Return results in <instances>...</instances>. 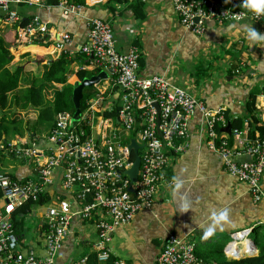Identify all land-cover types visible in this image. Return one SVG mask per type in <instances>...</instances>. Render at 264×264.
Returning a JSON list of instances; mask_svg holds the SVG:
<instances>
[{
  "label": "built area",
  "instance_id": "obj_1",
  "mask_svg": "<svg viewBox=\"0 0 264 264\" xmlns=\"http://www.w3.org/2000/svg\"><path fill=\"white\" fill-rule=\"evenodd\" d=\"M151 1L142 0L144 3ZM168 1L182 26L200 37L205 34L210 21L218 24L253 21L264 25V13L256 14L245 7L242 0H228L227 3L225 0ZM36 4L40 5V0H0V26L17 27L12 51L34 46L40 41L42 44L51 42L60 54L69 52L73 56L75 53L67 50L72 43L69 33L52 30L48 22L38 16L21 25L24 18L16 6ZM60 6L65 8L63 16L67 18L73 7L66 3ZM88 26V41L79 52L86 59L93 56L89 64L92 62L94 69H110L111 72L107 71L112 76L109 88L106 87L105 92L98 89L80 121L74 122L70 112H58L46 145H42L37 136L31 142L27 137L0 141L1 156L19 157L34 166L33 175L25 179L0 171V264H57L58 252L74 217L94 222L98 231L96 254L100 263L107 262L112 257L109 244L114 231L130 224L138 212L150 209L154 204L165 181L170 155L181 154L188 146L189 123L196 112L204 117L207 146L219 154L224 172L247 184L254 201L264 200V139L242 141L239 131H235V142L239 146L230 145L227 137L216 132L217 124L225 122L223 112L208 111L203 101L173 85L164 76L142 77L139 74L140 48L132 46L125 53L119 52L108 21L92 18L88 20ZM89 64L82 69H89ZM235 72H241L239 66ZM112 89L119 90L121 102L115 120L97 114L103 95ZM155 103L160 107V123L157 122ZM97 121L100 125L96 128ZM84 123L91 127V136L78 126ZM134 131L137 134H132ZM132 135H137L136 142L143 146L135 183L126 174L133 161L129 144H123V140ZM242 153L249 155L250 160H237ZM57 172L62 174V190L71 195L77 208L71 209V200L55 192ZM131 187L134 192H130ZM41 197L49 198L46 204H51L45 215L43 256L31 249L20 250L21 237L16 234L13 223L17 207L29 200L38 202ZM251 233L246 230L242 234L248 237ZM229 243L225 246L226 253L232 251L228 248ZM250 247L253 248L252 255H256L254 244ZM242 248L237 251L243 252ZM114 264L130 263L115 259ZM156 264L206 263L198 257L195 245L186 237L169 234Z\"/></svg>",
  "mask_w": 264,
  "mask_h": 264
},
{
  "label": "crops",
  "instance_id": "obj_2",
  "mask_svg": "<svg viewBox=\"0 0 264 264\" xmlns=\"http://www.w3.org/2000/svg\"><path fill=\"white\" fill-rule=\"evenodd\" d=\"M105 1L86 0V6L69 10L67 18L63 16L65 8L62 6L19 5L15 9L21 16L40 17L54 31L69 33L72 43L67 50L77 54L89 38L88 20L100 18L108 21L112 25L118 51L127 52L136 45L140 48L139 74L142 77L164 76L173 85L202 100L208 111L223 112L225 122H219L216 130L220 136L228 138L230 145H238L234 135L238 130L232 128L230 134L225 132L228 123L232 127L233 121H243L244 128L239 131L242 141L254 140L248 136L249 122L256 118L264 121V41H249L244 26L264 33L262 23L218 24L210 21L205 34L200 37L182 26L168 0L145 3L144 20L135 17L132 9L134 0L115 5V13L103 5ZM34 47L48 51L42 56L29 52L43 65L61 55L55 46ZM22 54L20 50L14 52V61H21ZM29 63L33 65L31 73L37 74L41 66L31 62L23 66ZM79 66L74 63L72 69L77 71ZM237 66L241 70L239 74L235 72ZM76 81L77 77L73 84ZM110 81V75L102 80L108 84ZM108 92L106 105L119 106V90ZM254 94L256 111L250 114L247 105ZM25 110L14 109L34 122L38 112ZM203 122L204 117L199 112L191 117L188 146L183 153L170 155L165 181L152 207L138 212L130 224L119 227L112 234L109 245L115 259L130 264H156L169 234L186 237L196 246L198 254H204V250L209 249L223 251L234 240L232 235L246 230L253 233L258 230L256 235L264 233V200L254 201L247 184L224 172L219 154L207 146ZM236 158L239 161L250 160L244 153ZM2 168L1 165L0 171L25 179L33 175L34 166L23 161L15 167ZM61 177V172H57L55 192L71 200V209L77 208L71 195L62 190ZM262 183L264 189V177ZM50 205L35 206L31 213L19 218L23 226L19 240L21 251L31 249L38 255H44L45 215ZM38 207L45 209L40 212ZM225 211L226 218H219ZM209 229L211 234L206 235ZM97 242L98 231L94 222L74 217L58 252L57 264H85L87 257L96 253Z\"/></svg>",
  "mask_w": 264,
  "mask_h": 264
},
{
  "label": "trees",
  "instance_id": "obj_3",
  "mask_svg": "<svg viewBox=\"0 0 264 264\" xmlns=\"http://www.w3.org/2000/svg\"><path fill=\"white\" fill-rule=\"evenodd\" d=\"M127 0H106L105 5L112 13L116 12L115 5L122 4ZM66 3L67 6L73 8H79L86 6L85 0H40V6H60ZM145 3L142 0H134L132 4L133 13L136 18L144 20L146 15L144 12ZM21 25L24 26L30 18L25 15ZM16 27L15 28H2L0 26V109L2 115L0 116V141L13 136L14 138H22L27 136L28 140L33 141L35 136H32L36 132L38 124L44 122L48 123L51 128L54 126L55 117L60 111H68L71 114L74 113L73 104V84L69 83L70 77L73 75L72 64L77 62L78 64H86V58L82 53L74 54L71 56L69 52L62 53L57 60L50 59L48 63L44 64V71L41 74H31V70L22 65H17L14 69V55H12V45L16 40ZM41 47L51 46V42L42 44L40 41L34 43ZM138 46V45H136ZM22 55H29V52L42 56L48 53L47 50L29 46L26 48L18 49ZM14 50V52L18 51ZM41 62V61H39ZM141 62V59H140ZM29 72V73H28ZM100 70L88 71L78 70L75 74L77 80L82 81L85 78H91L99 74ZM30 74V75H29ZM29 77V78H27ZM56 89L52 96L49 98L48 90L51 87ZM97 93L96 87H89L84 89L83 98L81 100V110L84 112L89 105V102L95 97ZM256 94L252 95L251 101L248 103L247 108L250 114L256 111L255 106ZM15 108L19 109H34L38 111V117L34 122H25L23 119L13 118L8 110ZM8 111V112H7ZM117 109L111 112H105L107 118L116 119ZM78 126L84 129L87 135L90 134V126L86 123ZM232 128L234 130H242L244 128L243 121L232 122ZM256 137V135H258ZM250 139H264V121L256 118L252 122H249ZM261 137V138H260ZM131 139H137V136L132 135L129 138L123 140V144L128 145ZM142 152L140 151V154ZM132 161L134 155L131 156ZM2 165V156L0 155V169ZM2 192L0 190V197ZM49 203V198L41 197L38 202L32 200L27 201L21 206L17 207L13 215V223L16 234L20 235L22 231V222L19 218L31 213L35 206ZM251 242V241H250ZM254 243L256 255L244 256L239 260H229L225 253L221 249H209L204 250V254H198L197 248H195L198 257L205 263L213 264H264V233H258L255 237ZM252 244V242H251ZM115 258L112 256L107 262L100 263L96 253H92L87 257L85 264H114Z\"/></svg>",
  "mask_w": 264,
  "mask_h": 264
},
{
  "label": "rangeland",
  "instance_id": "obj_4",
  "mask_svg": "<svg viewBox=\"0 0 264 264\" xmlns=\"http://www.w3.org/2000/svg\"><path fill=\"white\" fill-rule=\"evenodd\" d=\"M85 3H86V0H85ZM86 5V4H85ZM33 17H35V16H33ZM33 17L32 18H30L29 19V21L31 20V19H33ZM24 18V17H23ZM102 20H104V19H102ZM28 21V22H29ZM104 21H106V20H104ZM27 22V23H28ZM48 25H50V24H48ZM111 25V24H110ZM8 27H10V28H15L16 26L15 25H13V26H7V28ZM3 28V27H2ZM17 28V27H16ZM111 28H112V25H111ZM88 29H90L89 28V26H88ZM112 31H113V28H112ZM16 32H17V30H16ZM113 34H114V32H113ZM114 38H115V36H114ZM115 44H116V42H115ZM12 46H14V44L12 45ZM51 46H54V44L53 43H51ZM116 49H117V47H116ZM118 50V49H117ZM120 52V51H119ZM11 53H12V55L14 54V52L11 50ZM123 53H125V52H123ZM62 54V53H61ZM76 54V53H75ZM74 56V55H73ZM21 61H19V62H15L14 61V65L12 66V69H14L17 65H21L22 64V66L24 65V63H26V62H31V63H33V64H36V65H39V66H41V68H39V71H37L36 73L37 74H40V73H42L43 71H44V65L42 64V62H39V60H37V59H35V58H32L31 57V55L29 54V55H22L21 57ZM15 59V58H14ZM93 59V56H90L89 58H87L86 59V62H88V63H86V64H80V66H81V69H82V67L84 66V65H88L89 64V62L91 61ZM75 63H77V62H75ZM92 63V62H91ZM91 63L89 64V69H87L88 71L89 70H91V71H94V70H96V69H94L93 68V66L91 65ZM73 65V64H72ZM26 66H28L27 68L28 69H30L31 70V68H32V64H28V65H26ZM25 66V67H26ZM71 68H72V66H71ZM139 69H140V64H139ZM79 70V69H78ZM77 70V71H78ZM82 70H84V69H82ZM98 70H100V72L101 71H104V72H106L108 75H110V73L109 72H107V71H110V69L109 68H100V69H98ZM77 71H75V70H73V75L70 77V79H69V83L70 84H73V80L75 79V74L74 73H76ZM111 72V71H110ZM29 73V72H28ZM32 75H34V73L32 72L31 73ZM30 75V74H29ZM111 76V75H110ZM27 78H29V77H27ZM111 83H112V76H111V81H110ZM111 84H108V83H105V82H102V80L100 81V83H98L97 85H95V86H93V87H96V89H97V92H98V89H101L103 92H105V89H106V87H109ZM100 86V87H99ZM102 86V87H101ZM105 86V87H104ZM55 89H56V86L55 87H51L49 90H48V94H49V98L52 96V94L54 93V91H55ZM183 89V88H182ZM185 90V89H184ZM109 91V90H108ZM106 92L103 96H104V100H103V102L101 103V105L99 106V109H100V111L99 112H97V114L98 115H101V116H103L104 118H106V116L104 115L105 114V112H111L112 110H114V109H117V112L119 111V109H120V107H118V106H112V107H109V106H107L106 104H107V101H106V99H105V97H106V95L109 93V92ZM186 91V90H185ZM188 92V91H187ZM84 93V92H83ZM189 93V92H188ZM97 94V93H96ZM190 94V93H189ZM191 96H193L192 94H190ZM195 99H197V100H199V101H202V100H200V99H198V98H196L195 96H193ZM94 99V98H93ZM93 101H90L89 102V105H88V108L90 107V105H91V103H92ZM156 105L158 106V108H159V112H158V110H157V107H156ZM154 107L156 108V110H157V113H158V119H157V122L158 123H160V107H159V105L157 104V103H155L154 104ZM88 108L83 112L82 110H81V117L85 114V112L88 110ZM0 111L1 112H3L1 109H0ZM9 111V113H10V115L13 117V118H18V119H23L25 122H32L31 120H33L32 118H28L27 119V115H23L21 112H18V111H14V108L12 109V110H8ZM7 111V112H8ZM26 111V110H25ZM75 111V110H74ZM38 112V111H37ZM60 112H62V111H60ZM68 112V111H67ZM38 114L39 113H36V118L38 117ZM74 114V113H73ZM116 118H117V114H116ZM29 119H31V120H29ZM55 120H56V117H55ZM118 120V119H117ZM80 121V120H79ZM118 122H119V120H118ZM55 124V123H54ZM99 125H100V123H99V121H97L96 122V128L97 127H99ZM54 127V126H53ZM52 127V128H53ZM51 126L48 124V123H46V122H44V123H42V124H38V127H37V130H36V132H34L33 133V135L32 136H37L38 138H39V140L42 142V145H46L47 143H48V136H49V132L51 131ZM216 132H217V134L219 135V133H218V131L216 130ZM132 134H137V132H132ZM92 135V130H91V127H90V135L89 136H91ZM137 136V135H136ZM24 137H27V136H24ZM24 137H22V138H24ZM14 137L13 136H9L8 138H5V139H13ZM131 143V142H130ZM130 143H129V145H130ZM138 144V143H137ZM139 145V144H138ZM139 146H141V145H139ZM142 148H143V146H141ZM142 148H140L139 149V155H140V157H141V154H140V150H142ZM132 153V155H134V153L133 152H131ZM173 154V153H172ZM1 155V154H0ZM130 159H132V157H130ZM134 160H135V155H134ZM134 160H133V163H134ZM22 162H23V160L21 159V158H19V157H16V158H14V157H11V156H5V157H3L2 158V170H5V169H7V168H10V167H15V166H17L18 164H22ZM133 165V164H132ZM141 165V164H140ZM132 188V187H131ZM130 192H134V189H133V191H130ZM156 198H157V195H156ZM46 208H47V206H46ZM44 209L45 208H41V207H38V210L40 211V212H43L44 211ZM28 218V217H27ZM32 220H34V221H36L35 219H32ZM262 230H264V228L262 229ZM257 231L258 230H255V232L253 233H251L250 234V236H248V238H250V241H251V239L253 240V244H254V240H255V237H256V234L255 233H257ZM236 235H232V237H235ZM188 240V239H187ZM189 241V240H188ZM190 242V241H189ZM226 242V241H225ZM252 242V241H251ZM191 243V242H190ZM193 244V243H192ZM256 247V246H255ZM195 248H196V246H195ZM254 250L256 251V249L254 248ZM196 251V250H195ZM224 253H225V255H226V257L229 259V260H239V259H241V258H243L244 256L246 257V256H249V255H247V254H244L243 252H239V251H237V249L236 250H232V251H237V254L238 255H240V257L239 258H235V257H233L230 253H231V251L229 252V253H226V250H225V248H224ZM256 252H258V251H256ZM197 254V253H196ZM206 264H208V263H206ZM209 264H213V263H209Z\"/></svg>",
  "mask_w": 264,
  "mask_h": 264
},
{
  "label": "water",
  "instance_id": "obj_5",
  "mask_svg": "<svg viewBox=\"0 0 264 264\" xmlns=\"http://www.w3.org/2000/svg\"><path fill=\"white\" fill-rule=\"evenodd\" d=\"M108 76V74L104 71L99 72V74H97L96 76H92L91 78H85L82 81L77 80L74 84H73V104H74V114L72 116L73 121H79L80 120V115H81V100L83 98V92L85 88H89L92 86L97 85L98 83H100L101 80L106 79ZM157 110L159 112V108L156 105ZM231 123H228L227 127L225 128V132L227 133H231ZM142 148L141 146H139L136 142L135 139L131 140V143L129 145V149L131 152L134 153L135 155V160L133 165L131 166V168L126 172V174L129 176L130 180L132 183H135L138 180V174H139V170H140V164H141V157L139 155V149ZM130 191H133L132 188H130ZM255 243H254V247H255ZM247 249L243 248L244 254H247L249 256H252V247H246ZM233 257L235 258H239L240 255L237 254V251H231L230 253Z\"/></svg>",
  "mask_w": 264,
  "mask_h": 264
},
{
  "label": "clouds",
  "instance_id": "obj_6",
  "mask_svg": "<svg viewBox=\"0 0 264 264\" xmlns=\"http://www.w3.org/2000/svg\"><path fill=\"white\" fill-rule=\"evenodd\" d=\"M227 3L228 0H225ZM242 4L249 8L250 10L254 11L256 14L264 13V0H242ZM247 38L249 41L255 43V42H261L264 41V33H258L254 28L251 26H244ZM227 216V212L225 211L220 215L219 218L224 219ZM211 234V229H209L206 232V235Z\"/></svg>",
  "mask_w": 264,
  "mask_h": 264
},
{
  "label": "bare ground",
  "instance_id": "obj_7",
  "mask_svg": "<svg viewBox=\"0 0 264 264\" xmlns=\"http://www.w3.org/2000/svg\"><path fill=\"white\" fill-rule=\"evenodd\" d=\"M251 241H252V244H253V240L252 239H251ZM252 244L250 242V238L244 236L243 234H237L235 239L233 241H230V243L228 245V248L230 250H236L239 247H243V248L247 249L246 247H250ZM243 251H245V250H243Z\"/></svg>",
  "mask_w": 264,
  "mask_h": 264
}]
</instances>
